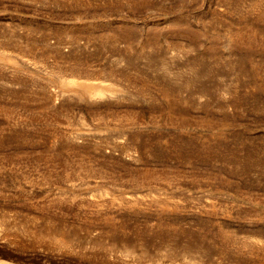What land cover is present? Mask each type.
Wrapping results in <instances>:
<instances>
[{"label": "rangeland", "instance_id": "1", "mask_svg": "<svg viewBox=\"0 0 264 264\" xmlns=\"http://www.w3.org/2000/svg\"><path fill=\"white\" fill-rule=\"evenodd\" d=\"M0 264H264V0H0Z\"/></svg>", "mask_w": 264, "mask_h": 264}]
</instances>
